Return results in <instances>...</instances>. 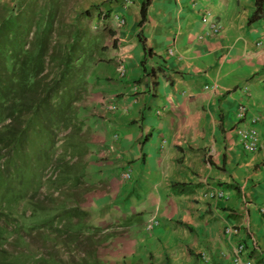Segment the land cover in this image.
Returning <instances> with one entry per match:
<instances>
[{
    "label": "crops",
    "instance_id": "1",
    "mask_svg": "<svg viewBox=\"0 0 264 264\" xmlns=\"http://www.w3.org/2000/svg\"><path fill=\"white\" fill-rule=\"evenodd\" d=\"M15 1L0 4L11 9ZM123 1L107 2L110 12ZM140 3L130 0L122 27L109 22L115 46L105 45L77 104L92 177L105 185L86 196L85 209L102 211L91 216L97 226L135 216L114 241L146 264H235L238 244L243 263L264 264L256 263L264 257V17L249 21L253 0H150L139 27ZM212 22L219 33L204 36ZM253 118L260 147L246 153L234 130ZM151 219L157 223L146 232ZM227 226L238 235L226 237Z\"/></svg>",
    "mask_w": 264,
    "mask_h": 264
},
{
    "label": "trees",
    "instance_id": "2",
    "mask_svg": "<svg viewBox=\"0 0 264 264\" xmlns=\"http://www.w3.org/2000/svg\"><path fill=\"white\" fill-rule=\"evenodd\" d=\"M263 1L253 0L255 12L249 21L264 17L259 12ZM149 3L141 0L139 27L145 22ZM68 5L69 0H16L11 9L0 4V152H6L3 159L13 168L3 175L4 182L14 180L24 189L35 184L36 193L40 172L52 168V175L44 181L51 196L62 184L79 186L84 179L88 140L82 139L86 132L77 117V104L88 92L87 73L104 61L99 57L107 49L89 29L69 20ZM80 15L87 16V12ZM113 34L110 30L109 35ZM139 36L142 50L150 53ZM29 142L33 154L27 163L17 164L21 155L31 152ZM68 151L71 160H66ZM179 187L183 185L171 186L173 191ZM65 214L78 222L89 216L78 203ZM93 259L99 263L91 253L82 264H94ZM256 263H264V257H258ZM46 264L58 262L51 258Z\"/></svg>",
    "mask_w": 264,
    "mask_h": 264
},
{
    "label": "rangeland",
    "instance_id": "3",
    "mask_svg": "<svg viewBox=\"0 0 264 264\" xmlns=\"http://www.w3.org/2000/svg\"><path fill=\"white\" fill-rule=\"evenodd\" d=\"M109 1L69 0L67 12L69 20L74 21L80 27L89 29L95 34L100 45L108 44L110 47V23H103L104 20L99 23V17L96 16L100 8L106 12L109 11L107 3ZM84 11L87 12V16L80 15ZM103 57L104 52L99 59ZM88 88L87 84V91ZM84 131L86 134L82 139L88 140L89 133L87 130ZM32 145V142H29L27 150L32 149ZM33 152L32 149L30 153L26 152L27 155H21L17 164L20 161L27 163L28 156H31ZM3 156H6V152L1 151L0 264H46L51 258L58 264H82L83 260L90 259L91 253L100 264H146V257L141 258L138 255L137 259H132L133 248L131 246L124 253L126 250V247L122 248L124 242L114 241L116 237L117 239L123 238L122 234L126 229L122 223L128 220L133 222L135 216L122 217L114 223H103L97 226L92 222L91 216L99 215L102 211L92 214L86 211L84 204L86 196L105 188L102 181L93 179L92 171L94 170L90 161L87 162L84 179L80 181L79 186H72L69 183L62 184L57 191H52L51 196L44 181L52 175V168H46L45 171L40 172L41 185L38 192L34 193L35 184L33 186L27 184L24 189L14 180L9 179L4 182L3 175L12 173L13 168L7 159H3ZM70 157L71 154L68 151L66 160ZM43 166L44 164L40 166L41 169ZM80 200L81 203H79ZM33 203L38 207H34ZM76 203L89 215L83 222H78L77 219L65 214L70 208H74ZM115 206L120 208L118 203ZM104 211L107 213L106 209ZM92 261L95 264L94 259Z\"/></svg>",
    "mask_w": 264,
    "mask_h": 264
},
{
    "label": "built area",
    "instance_id": "4",
    "mask_svg": "<svg viewBox=\"0 0 264 264\" xmlns=\"http://www.w3.org/2000/svg\"><path fill=\"white\" fill-rule=\"evenodd\" d=\"M130 3V0H124L123 3L120 6V11H113L108 15V20L112 21L115 26L117 27H122L124 25V19H123V15L122 12L125 9V7ZM104 11L100 10L99 15H100V21H102V19L104 18ZM205 22V19L202 20V23ZM221 27L220 25H218L215 22L209 23L208 27H207V32L205 33L204 36H215L219 33ZM171 50L167 51L168 55H171ZM123 68L120 67L119 69V75H123ZM206 88V87H205ZM244 92H247V87L243 88ZM106 109L108 111H113L115 108L113 105L111 104H107ZM245 114H246V107L244 104H239L237 106V109L235 110L234 113V118L237 122H241L244 118H245ZM251 125L248 127H236L234 130V135L235 138L237 140V142L239 143V145L241 146L242 150L246 153H253L255 152L259 147H260V142H259V138L257 135V132L255 130V125L257 124L256 122L258 121L257 118H253L252 120H250ZM117 135L113 136V140L117 139ZM121 179L124 181H127L130 179V172L128 170H125L122 174H120ZM206 196L208 197H212V196H217V197H221V193L220 192H206ZM156 220L151 219L150 221H148L145 225H144V230L150 231L151 228L156 225ZM224 235L226 237H230V236H236L238 235V229L236 227L233 226H227L224 229ZM244 251V246L243 244H238L235 249H234V256H233V263L235 264H249L250 262L247 260H245V262H242V259L239 257L241 253H243Z\"/></svg>",
    "mask_w": 264,
    "mask_h": 264
},
{
    "label": "clouds",
    "instance_id": "5",
    "mask_svg": "<svg viewBox=\"0 0 264 264\" xmlns=\"http://www.w3.org/2000/svg\"><path fill=\"white\" fill-rule=\"evenodd\" d=\"M100 10H103L104 13H105V14H104V18L102 19V21L104 20L103 23L110 22V21L108 20V15L111 13L110 10L106 12L104 9L100 8L99 11L97 12V14H99ZM105 15H107V16L105 17ZM99 17H100V15H99ZM111 22H112V21H111ZM99 23H101L100 18H99ZM119 76H120V75H119ZM154 220H155V219H154ZM144 225H145V224H144ZM233 227H235V226H233ZM236 228H237V227H236ZM237 229H238V228H237Z\"/></svg>",
    "mask_w": 264,
    "mask_h": 264
}]
</instances>
